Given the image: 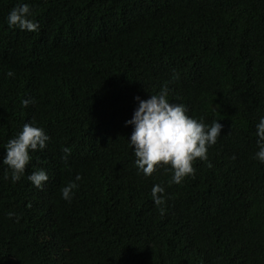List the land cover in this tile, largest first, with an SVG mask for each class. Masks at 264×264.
<instances>
[{
    "label": "trees",
    "instance_id": "trees-1",
    "mask_svg": "<svg viewBox=\"0 0 264 264\" xmlns=\"http://www.w3.org/2000/svg\"><path fill=\"white\" fill-rule=\"evenodd\" d=\"M22 2L39 31L7 25ZM165 85L223 125L179 184L137 171L125 124ZM261 116L264 0H0V160L26 122L50 137L18 181L0 163V264H264ZM40 168L42 190L27 180Z\"/></svg>",
    "mask_w": 264,
    "mask_h": 264
},
{
    "label": "clouds",
    "instance_id": "clouds-1",
    "mask_svg": "<svg viewBox=\"0 0 264 264\" xmlns=\"http://www.w3.org/2000/svg\"><path fill=\"white\" fill-rule=\"evenodd\" d=\"M31 17L29 4L22 2L9 11L6 23L9 27L21 31H39V22ZM5 76L13 77L14 73L9 70ZM134 100L137 101V106L125 124L132 126L128 143L135 156L137 171L148 176L158 168L167 166L172 171L169 183L176 184L181 183L186 176L194 175L193 162L197 159L207 160V149L221 135L223 125L218 120L209 125L202 118L190 116L184 104L169 101L166 85L157 94H150L146 99L136 96ZM33 102L34 98L31 97L21 99V105L24 107ZM255 136L258 150L254 153V158L264 163V116H261L255 125ZM49 140L50 137L43 128L26 122L15 136L4 144L5 152L0 163L7 167L3 178H10L13 183L18 181L25 175L26 167L31 161L30 152L43 151ZM62 151L65 153L62 159L66 160L70 149L64 147ZM48 179L43 168L27 174L31 185L41 190ZM80 179L77 174L73 181L60 189L63 199H72L73 190L78 187L76 181ZM151 194L155 204L163 203L164 188L161 185L154 184ZM8 215L11 217L14 214Z\"/></svg>",
    "mask_w": 264,
    "mask_h": 264
}]
</instances>
